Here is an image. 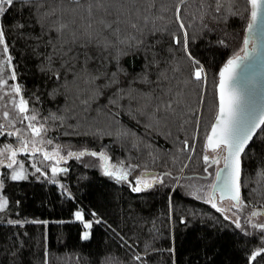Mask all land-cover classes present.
Here are the masks:
<instances>
[{"label":"trees","instance_id":"obj_1","mask_svg":"<svg viewBox=\"0 0 264 264\" xmlns=\"http://www.w3.org/2000/svg\"><path fill=\"white\" fill-rule=\"evenodd\" d=\"M3 7L0 31L21 95L48 138L87 154L68 161L62 186L31 174L13 180L4 169L0 264H264L260 228L240 229L175 185L183 171L203 168L219 71L242 54L248 0ZM9 140L0 135V145ZM93 152L161 179L135 192L132 181L105 176ZM240 187L246 204L264 207V125L241 156Z\"/></svg>","mask_w":264,"mask_h":264},{"label":"rangeland","instance_id":"obj_2","mask_svg":"<svg viewBox=\"0 0 264 264\" xmlns=\"http://www.w3.org/2000/svg\"><path fill=\"white\" fill-rule=\"evenodd\" d=\"M4 45H0V60L5 59L9 54L3 53ZM197 70V69H196ZM8 72V84L9 85H17V82L15 80L10 79V72L11 69L7 70ZM203 77V76H202ZM205 78V76H204ZM8 92L7 86L4 87L3 92H0V96H4L3 99H0V125H3L4 127L0 129V131H3L4 134L10 138L9 141L4 142L2 145H0V185H1V175L4 173L5 170H9L11 175L14 173H19L23 177L27 174L34 175L36 177H42L45 179H48L52 182H55L62 186V180L61 176L64 174L63 172H66V165L68 161L71 158H78L80 156L73 155L69 156L68 153H81L77 152L72 149H67L61 147L57 142L54 140L48 138L43 132L41 136H33L32 131L28 128V121L23 120V114L19 113L18 109H14L12 104L10 103V100L13 96H15V93H8V95H4V93ZM16 100H19V97H15ZM4 112H8L9 116L8 119L4 118ZM28 115H32L29 111L27 113ZM12 121V123H10ZM36 127H39L41 124L39 120L34 121ZM16 133L15 135H8V133ZM48 141H51V143H48ZM25 148L27 150H25ZM15 152V156H12V153ZM48 153L51 159H45L44 153ZM86 153V152H84ZM87 154V153H86ZM205 155H208L210 158H216L219 162L218 163H211V159L208 163L202 160L203 162V168L200 171H192L190 172H182L179 177L176 179V184H179L182 186V188L186 191L188 195L191 197L200 200L204 203H208L213 206L212 199H211V188L215 179V173L218 167L221 165L220 157H217V153L212 152L210 150H205ZM203 156V157H204ZM98 158L94 163L95 165L100 168L102 171H104L103 165L104 162L100 158L99 155H96ZM13 160L15 161L13 163ZM107 160V168L110 169H121V168H127L124 169L126 171H130V177L128 180V183L132 181L133 187H141V189H145L143 187V184H137V179H141L143 181H146L148 183L154 184L158 181H160L161 176L159 174H151L148 170H139L136 167L133 168L129 165H119L116 163H113L110 161L109 158ZM92 163V162H91ZM11 164L12 166L9 167L8 165ZM121 167V168H119ZM57 168L61 169L60 171H57L56 173H53L52 169ZM65 168V169H64ZM39 169V171H37ZM64 169V171H63ZM207 169V171H205ZM110 177V176H109ZM112 179H115V177H110ZM117 180V179H116ZM130 184V185H131ZM1 188V186H0ZM1 200V196H0ZM219 208L215 207L217 210H219L222 215L231 221L234 225H238L240 229L247 231V232H253L256 231V227L254 225L256 224H264V214L261 211H256L261 208H253L250 207L248 204H246L242 198L239 203L235 204L230 199H226L223 201H218ZM221 208V209H220ZM258 212L260 215L252 216V212ZM80 221L85 222V220L82 218L77 219ZM259 231H263L264 235V229H258ZM88 233V237L90 235L89 230H84L82 232V236L84 233ZM264 240V238H263Z\"/></svg>","mask_w":264,"mask_h":264},{"label":"snow or ice","instance_id":"obj_3","mask_svg":"<svg viewBox=\"0 0 264 264\" xmlns=\"http://www.w3.org/2000/svg\"><path fill=\"white\" fill-rule=\"evenodd\" d=\"M14 0H0V14L4 13L5 8L4 4L12 5ZM251 5V18L252 22L249 23L248 28L252 29L253 25L257 21L258 13L261 16H264V0H248ZM183 27V25H181ZM248 43L247 38L245 39V44ZM0 45H4L2 52L7 53L8 48L7 45L4 44V34L0 31ZM185 50H187V42H185ZM245 55H247V51H245ZM191 58V57H190ZM241 59L240 56H235L227 61L225 66L220 70L219 73V108L218 113L216 115L215 122L211 126V132L207 136L206 149L216 150L221 146H224V149L227 152V155L224 156L225 168L219 172H217V182L215 183V188L218 189L223 195H229L233 201L240 202V192H239V175H240V154L244 151L245 145L252 138V134L255 132L257 128H260L264 125V113H261L259 117L252 119L247 125L241 126L239 123V108L241 103V96L235 86L230 84L234 76V70L237 65V61ZM12 57L8 55L5 59L0 60V92H3L5 86L8 88V92L4 93V95H8V93H15L10 100L14 109H18L19 113L23 114V120L28 121V128L32 131L33 136H41L43 132H46L47 129L44 127V124H40L39 127H36L34 121H37V115L35 114V110H30L28 107V101L23 98L21 95V87L17 85H9L8 84V72L7 70L11 69L10 79L15 80L16 73L12 66ZM194 64H198L197 61H193ZM203 67L200 66L194 73V77L197 80L202 79L203 76ZM16 96L19 97V100H16ZM4 96H0V99H3ZM29 111H32L34 114L28 115ZM4 118L8 119L9 113L4 112ZM51 119H60L63 120V117H57L55 114H52ZM12 123V121H10ZM4 126L0 125V129ZM16 133H8V135H15ZM0 135H4L3 131H0ZM51 143V141H48ZM189 145L185 142V148H188ZM25 150H27L25 148ZM84 152L75 154L69 152V156L77 155L82 156ZM93 156L99 155L101 159H107V157L103 154H97L95 152L90 153ZM12 156H15V152L12 153ZM45 159H51L48 153H44ZM206 163L211 159V163H218L219 161L216 158H210L208 155L203 157ZM15 161L13 160V163ZM9 167L12 165L9 164ZM61 169L53 168V173L60 171ZM183 170V169H181ZM39 171V169H37ZM207 171V169H205ZM223 173V175L221 174ZM106 175H110L115 177L118 181L127 180L128 172L123 168L117 169L115 171L109 172L106 170ZM168 175V173H165ZM13 180L22 179L23 176L19 173H14L11 177ZM137 184H143L144 188H151L152 184L141 179H137ZM2 186V185H0ZM135 192L141 191V187H133L132 189ZM7 206L6 200H0V210H3ZM215 207V204H213ZM260 215L258 212H252V216ZM76 218L81 219V213H76ZM90 224H85V228H89ZM239 226V224L237 225ZM256 228L264 229V224H256L254 225ZM84 239L88 238V233L85 232L83 235ZM257 255L256 252H253L250 260L253 259ZM136 260H140V256L134 257Z\"/></svg>","mask_w":264,"mask_h":264},{"label":"water","instance_id":"obj_4","mask_svg":"<svg viewBox=\"0 0 264 264\" xmlns=\"http://www.w3.org/2000/svg\"><path fill=\"white\" fill-rule=\"evenodd\" d=\"M251 22H252V18L250 14V20L248 22V25ZM248 25L245 30L243 51L242 54L238 55L241 57V59L237 61V65L234 70L233 79L232 81H230V84L235 86V88L237 89V91L241 96V103L239 108V123L241 126L247 125L252 119L259 117L261 113H264V16H261L258 13L257 21L253 25L252 29H249ZM246 38L248 40L247 44H245ZM245 51H247V55H245ZM226 63L227 61L225 62V64ZM225 64L221 67V69L225 66ZM219 79L220 77L218 75V81L216 85L217 113L219 108V88H218ZM215 119L213 123L215 122ZM259 129L260 128H257L255 132L252 134V138L245 145V149L248 147L249 143L252 141V139L254 138V136L256 135ZM210 132H211V128L209 130L208 135L210 134ZM206 143H207V138H206ZM207 150L212 151V149H207ZM243 152L240 154V174H241V156ZM225 155H227V152L224 149V156ZM224 156L222 158V165L217 169L215 173V179L211 188L212 204H215V207L217 208H219L218 201H223L226 199H230L235 204L239 203L233 201L229 195H223L222 197V193L214 186L215 183L217 182V172L225 168ZM102 160L104 162L103 173L105 176L109 177L110 175H106L105 172L106 170L109 172L112 171L107 168V160L106 159H102ZM221 174L223 175V173ZM116 181L121 182L118 180ZM238 183H239V192H240V200H241L240 175H239ZM261 212L264 214L263 209ZM85 224H90V223L89 221H85L84 226Z\"/></svg>","mask_w":264,"mask_h":264},{"label":"flooded vegetation","instance_id":"obj_5","mask_svg":"<svg viewBox=\"0 0 264 264\" xmlns=\"http://www.w3.org/2000/svg\"><path fill=\"white\" fill-rule=\"evenodd\" d=\"M212 152H215V153H217V157L219 156L220 157V160H221V165H222V158H223V156H224V148H223V146H221L220 148H218V149H216V150H212ZM220 165V166H221ZM219 166V167H220ZM218 167V168H219ZM120 168V167H119ZM124 168V167H123ZM124 169H127L126 167L124 168ZM111 171H115V170H117V169H110ZM217 171V170H216ZM128 172V178H127V180H125V181H128L129 180V177H130V171H127ZM111 177V176H110ZM256 211H262V209H258V210H256Z\"/></svg>","mask_w":264,"mask_h":264}]
</instances>
